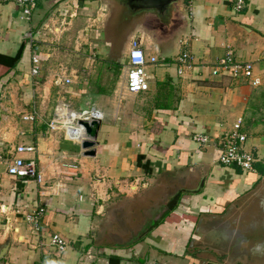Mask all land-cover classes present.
<instances>
[{
    "label": "crops",
    "instance_id": "crops-1",
    "mask_svg": "<svg viewBox=\"0 0 264 264\" xmlns=\"http://www.w3.org/2000/svg\"><path fill=\"white\" fill-rule=\"evenodd\" d=\"M111 3L40 0L41 7L53 10L47 23L58 25L49 52L39 46L46 21L28 29L18 20L20 7L0 0V155L14 156L16 146L32 145L34 151L21 156L32 159L43 175L38 185L10 176L0 166V245L8 239L0 264H246L216 258L204 247L194 218L224 213L264 176L259 172L264 170V85L253 86L230 70L211 73L231 53L237 62H250L254 76L264 77V0H244L238 12L234 0H194L190 11L185 0H178L164 33L135 22L129 37L127 32L121 40H127L128 48L129 40L137 38L144 54L158 59L157 65L146 67V89L136 94L123 86L125 56L118 64L106 60L111 48L108 42L102 45L98 33L111 16ZM62 24L68 27L60 28ZM72 26L71 37L63 31ZM78 39L82 50L62 48ZM182 51L191 55V65L178 75L174 58ZM33 55L39 60L35 75ZM81 55L89 56L94 67L89 73L96 79L107 74L104 65H116L122 84L89 86L81 74H69L64 58L76 62ZM58 103L99 113L94 156L84 155L80 143L63 129L49 131ZM29 114L32 119L22 118ZM239 118L256 157L242 179L236 175L243 170L236 173L216 161L223 136ZM195 133L209 136L210 142L193 141ZM138 155L150 162L148 173L137 165ZM172 181L195 188L180 189L168 215L142 238L119 243L129 225L139 224L140 206L152 189ZM39 209L42 215L34 228L26 216ZM114 214L118 217L111 220ZM52 233L66 240L64 251L50 246Z\"/></svg>",
    "mask_w": 264,
    "mask_h": 264
},
{
    "label": "water",
    "instance_id": "water-1",
    "mask_svg": "<svg viewBox=\"0 0 264 264\" xmlns=\"http://www.w3.org/2000/svg\"><path fill=\"white\" fill-rule=\"evenodd\" d=\"M110 29L114 38L120 39L132 25L142 20L152 24L158 33H164L173 18L178 0H111ZM83 128L80 147L84 155L94 156L98 119L78 120ZM152 189L140 208L139 224L129 225L124 232L123 245L142 238L149 229L170 209L178 191L192 190L194 185H181L176 181L165 182ZM139 209V208H138ZM223 217V218H222ZM206 218L208 220H206ZM197 230L203 234L204 247L211 249L216 258L224 256L229 263L264 264V180L246 194L225 214H206L198 219ZM8 247V239L0 245V258ZM216 252V254H215ZM258 255V256H257Z\"/></svg>",
    "mask_w": 264,
    "mask_h": 264
},
{
    "label": "built area",
    "instance_id": "built-area-1",
    "mask_svg": "<svg viewBox=\"0 0 264 264\" xmlns=\"http://www.w3.org/2000/svg\"><path fill=\"white\" fill-rule=\"evenodd\" d=\"M16 3L20 7V19L25 21L31 20V15L36 7V0H7ZM188 10H191L194 0H185ZM244 0H234L233 9L240 11L243 8ZM28 39L33 43L31 34ZM184 42V41H183ZM124 67V89L126 92L136 94L146 89V67L148 65H157L158 59L156 56H146L139 45L137 38H131L128 43V48L125 54ZM32 68L31 74L35 75L38 72V58L33 55L31 57ZM174 65L178 75L191 65V55L187 51L180 52L174 58ZM230 70L232 76L237 77L243 75L247 82L253 86L264 85V77L259 78L253 75L252 64L250 62H237L231 53H227L220 58L217 63L211 68L212 74H219L220 71ZM68 83V79H64ZM32 115H25L24 120L32 119ZM100 115L92 109L80 111L71 110L66 104L58 103L55 105L53 115L47 123L49 131L63 129L67 135L76 142L83 139V128L77 125L78 120L99 119ZM242 120L239 118L232 124L231 129L225 133L222 140V146L219 149L216 161L221 166L231 167L236 166L243 171H251L255 157L252 153L243 149L246 140L245 134L241 132ZM191 139L202 145L210 142V137L204 134L195 133ZM34 147L32 145H18L14 148V156H1L0 166L5 165L6 173L15 178H26L34 180L38 185L43 184V175L37 169L35 162L32 159H26L21 156L23 153H32ZM42 209L35 210L26 216L27 222L31 223L34 228H37L41 217ZM49 244L57 252H62L66 249V240L57 233H52L49 236Z\"/></svg>",
    "mask_w": 264,
    "mask_h": 264
},
{
    "label": "rangeland",
    "instance_id": "rangeland-1",
    "mask_svg": "<svg viewBox=\"0 0 264 264\" xmlns=\"http://www.w3.org/2000/svg\"><path fill=\"white\" fill-rule=\"evenodd\" d=\"M37 1H39L38 4H37ZM36 5H37V7H35V9H34L32 15H31V20L30 21H25V20H22V19L21 20L18 19L22 24H26V26L28 27V29L29 28L32 29L33 26L35 27L38 24L37 22H41V23H39V27H43L44 24L42 25V23L44 21H46L47 18H51V19L53 18V12H52L53 10L51 8L48 9V8L41 7L40 6V0H36ZM39 8H42V11L43 12L41 11L39 13ZM36 13H38L39 16H36ZM110 15H111V12H110ZM39 18L41 19L40 21H39ZM110 18L111 17L109 16L108 17V20L106 22H104V26H102V29L101 30L100 29L98 30V33L101 34V36H102L101 37L103 39L102 42H101L102 45H104V43H105V45L109 43L108 45H110V48H111V54L107 57L106 60H108V61L111 60V61L115 62V64H118V63L121 62V60H124V56H125L126 51H127V48H126V41L127 40H121V38H120L119 40L116 41V39H114V34L111 31L110 24H109L110 23ZM47 22L48 21H46L45 23H47ZM57 26L58 25L55 26V25L51 24L50 21H49V24L47 23L43 27V29L41 30L42 33L39 36V46L43 47V49H46L47 48V50L49 52H50L51 48L53 46H55V45L52 44V35H53L52 33L54 31V27H57ZM65 26H67V25L66 24H62V25H60V28H63ZM74 27L75 26H72L70 28L71 31H68V30L65 31L64 30L63 32L69 33V35L72 37L73 34L75 33V31L73 30ZM91 30L94 31V28H91ZM78 31H80L79 34H81V37L80 38H83L84 37V34H83L82 29H78ZM129 33L130 32H128V36H126V37H129V35H130ZM76 35H77V33H76ZM79 42H80V44H79ZM90 42H92L91 44L93 45L94 41L90 40ZM66 43H67V45H66ZM66 43L63 44V47L62 48H70V49H73V50L75 49L76 51H80L83 48V45H82L80 39H78V44L72 45L69 42H66ZM95 44H98V42L95 41ZM38 50H36V48H35L33 50V52L34 53H37ZM88 57L81 55V56H79V57L76 58V60H77L76 62H74L72 58L65 57L64 58V63L62 65H63V67L66 70H68L69 74L70 73L71 74H76V75L81 74L82 77L87 78L85 80H86V82L88 83L89 86H92V85L99 86V84H97L99 82H103L102 84L103 85L105 84L108 87H114L117 84L119 86V83H120V85L122 84V79L120 80V74H119L120 71L118 70V68L116 67V65L114 67H111L110 69L106 65H104L105 66V71H106L107 74H105V72H101L100 75L96 79V76L93 73L92 74L89 73V70L90 69H94V67H93V65H92V67L90 66V63H89L90 60H89ZM68 61H69V63H67ZM70 70H71V72H70ZM243 149L246 150V151H248V152H250V153H252L253 156L255 155L251 151V148L249 146V141L248 140L244 142ZM260 157H261L260 156V153H258V156H257L258 160H261ZM255 159H256V157H255ZM217 165L220 166V164H218V163H217ZM246 175H247V172L243 171L242 174L236 175V178H241L242 179ZM261 178H262L261 180H264V176L261 177ZM227 209H228V206L226 207L224 213H222L220 215L223 216L225 214V212H226ZM210 213H212V212H210ZM116 217H118V215L114 214L113 217L111 218V220L116 219ZM197 217L194 218L196 220V223H198V221H197L198 219L202 218V217H199V216H197ZM206 220H208V219L206 218ZM215 254H216V252H215ZM221 258H224V256H222ZM261 260H264V258H262Z\"/></svg>",
    "mask_w": 264,
    "mask_h": 264
},
{
    "label": "trees",
    "instance_id": "trees-1",
    "mask_svg": "<svg viewBox=\"0 0 264 264\" xmlns=\"http://www.w3.org/2000/svg\"><path fill=\"white\" fill-rule=\"evenodd\" d=\"M12 62H14L17 59V56L15 55L12 58H9ZM136 163L139 167H141L143 169L144 172L148 173L150 171V167H149V161L144 159V155H138L137 159H136ZM254 164V163H253ZM255 168H258V165H254ZM232 168L235 169L236 173H240V169L236 166H231ZM259 172L262 174L264 173L263 169H260ZM166 216L168 215V213L165 214Z\"/></svg>",
    "mask_w": 264,
    "mask_h": 264
}]
</instances>
